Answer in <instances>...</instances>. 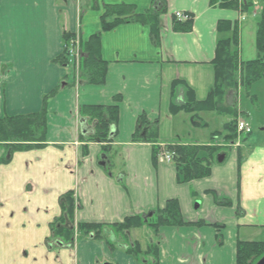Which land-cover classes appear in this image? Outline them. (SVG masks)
I'll list each match as a JSON object with an SVG mask.
<instances>
[{
  "label": "crops",
  "instance_id": "0c3cea01",
  "mask_svg": "<svg viewBox=\"0 0 264 264\" xmlns=\"http://www.w3.org/2000/svg\"><path fill=\"white\" fill-rule=\"evenodd\" d=\"M82 1L0 0V119L47 111L43 147L16 152L0 164V264H146L152 262L146 253L153 243L158 264H235L239 241L264 242V145L246 153L247 144L232 150L228 162L214 165L209 177L180 184L174 164L155 163L152 146L134 143L132 137L145 116L159 122L161 144L212 143L211 134L222 131V117L201 113L209 126L220 125L203 133L192 126V115H173L181 87L173 96L172 85L183 82L196 101L207 99L217 44L232 37L239 12L212 7L210 0H167L158 45L151 28L141 24L103 34L105 83L79 87L72 68L58 61L64 57V33H78L88 42L101 31L104 6L131 5L144 15L153 4ZM177 13L192 16L191 32L174 31ZM222 21L231 24L230 32L218 31ZM115 105V138L106 144L87 142L92 128L79 117V108ZM5 152L0 145V161ZM70 192L79 199L76 223L119 224L132 216L150 217L167 201L178 200L190 224L157 233L144 227L151 232L146 241L137 235L141 229L131 231L128 239L139 244L146 261L112 250L107 239L83 234L70 248L60 239L50 240L52 224L62 216L60 199ZM222 199L231 205L219 204Z\"/></svg>",
  "mask_w": 264,
  "mask_h": 264
},
{
  "label": "trees",
  "instance_id": "16d2710c",
  "mask_svg": "<svg viewBox=\"0 0 264 264\" xmlns=\"http://www.w3.org/2000/svg\"><path fill=\"white\" fill-rule=\"evenodd\" d=\"M254 0H210L212 7L230 9L243 13L252 11ZM261 3V12L257 16L255 47L257 58L252 61L243 62L240 60L238 47V29H234L232 37L220 40L216 48L214 66V86L208 97L203 102L195 99L194 93L185 87V84L176 81L172 85L173 96L179 89L178 98L172 103L173 115L185 113L192 115L191 124L193 127L205 129L209 125L200 119L201 113L213 114L218 117L227 118L221 132L211 134V141L217 140L231 144L237 138V120L240 117L237 101H230L231 96H237L240 91L250 90L256 83L264 78V0H255ZM104 14L101 17V31L93 35L88 42H80L81 60L79 64L78 77L74 76V84L103 85L106 80L108 64L102 59L101 45L103 34L126 24H141L151 28V39L158 45L159 32L161 28V17L167 14V0H153L152 9L144 14L138 15L131 5H109L104 6ZM186 22L173 19V29L178 33H189L192 31L193 18ZM231 24L222 21L218 25L220 33L230 32ZM64 48L70 42L76 40L75 34L64 33ZM65 58V59H64ZM63 59V60H62ZM61 64L71 67V60L65 48L64 57L58 60ZM72 70H74L72 68ZM76 73V72H75ZM78 82H76V79ZM55 90L46 102L54 97ZM179 98L182 99L178 102ZM234 99V98H233ZM254 98H252L253 100ZM236 100V99H235ZM46 109L41 113L30 116L4 117L0 119V145L6 150L0 164L7 163L16 152L28 151L43 147L46 140ZM79 117L84 120L92 131L85 140L91 143H110L117 134L119 122V106H83L79 108ZM86 120V121H85ZM159 122L151 123L145 116L137 121L135 133L132 140L134 143L150 144L153 150V161L158 162L162 152L173 153V161L178 172L180 184L205 179L211 175L212 167L218 163V158L226 155L223 147L213 145H174L161 144L159 142ZM250 136V135H249ZM248 138H244L246 142ZM105 151L108 148L104 149ZM239 163L242 158L239 157ZM219 204L231 205L227 200H218ZM60 207L62 216L52 224V236L50 240L60 239L67 242L68 246L73 244L75 228L78 232L91 239H107L112 250L119 248L127 254L133 255L138 260H145L144 257H151L152 262L146 264H158L157 248L153 243L150 245L146 256L140 250L137 243L127 244L124 239L133 230L144 227L151 229L154 233L166 227L187 226L182 216L178 200H169L161 209H157L150 217L132 216L125 219L123 223L114 225L103 224H80L75 222L76 211L80 208L75 199V193L70 192L61 197ZM113 236V237H112ZM264 257V242L239 241L236 252L235 264H257ZM146 261V260H145Z\"/></svg>",
  "mask_w": 264,
  "mask_h": 264
},
{
  "label": "rangeland",
  "instance_id": "374dc122",
  "mask_svg": "<svg viewBox=\"0 0 264 264\" xmlns=\"http://www.w3.org/2000/svg\"><path fill=\"white\" fill-rule=\"evenodd\" d=\"M87 2V0H83L82 3L84 4ZM253 6L252 8H254ZM262 7L261 3L259 4V8ZM253 11L256 13V10L253 9ZM261 12V10H260ZM256 22L257 19L252 15L250 12L248 14L247 21L243 23V33L241 35V41L238 50L240 60L243 62L252 61L257 58V50L255 47V36H256ZM234 98V99H233ZM252 98H254L252 100ZM236 99V100H235ZM230 101H237L238 108L244 116L248 119L249 123L252 126L253 134L250 136L249 140L245 143L247 144L245 146V149H243V152H249L246 148H257L262 147L264 145V78L256 83L250 90H246L244 88L243 91H240L237 96H231L229 99ZM224 122L227 121V118H222ZM220 128L219 123L212 122L210 126H208L209 132L218 130ZM203 133H208V130L202 129ZM243 138H241L242 140ZM241 142V141H239ZM243 143V142H241ZM217 144L222 145V141H218ZM223 152L226 153L227 159L224 161V163L216 165H224L228 162V159L230 158V154L232 153V150H228V148H224ZM242 152V154H243ZM246 155V154H245ZM139 237L146 241L147 236L151 233L150 230L147 228H143L140 230V232H137ZM125 242L129 243L130 240L124 239ZM150 241V240H149Z\"/></svg>",
  "mask_w": 264,
  "mask_h": 264
},
{
  "label": "built area",
  "instance_id": "2783aa9c",
  "mask_svg": "<svg viewBox=\"0 0 264 264\" xmlns=\"http://www.w3.org/2000/svg\"><path fill=\"white\" fill-rule=\"evenodd\" d=\"M178 16L180 17V15H178ZM69 52L72 56H74L78 59V56H79L78 41H76L74 44L71 45V47L69 48ZM238 129H239V131L250 132V128H249L248 124H246L243 121L239 122ZM161 159L163 161L170 162L172 158H171L170 154L166 153L165 155H163L161 157Z\"/></svg>",
  "mask_w": 264,
  "mask_h": 264
},
{
  "label": "water",
  "instance_id": "95a60500",
  "mask_svg": "<svg viewBox=\"0 0 264 264\" xmlns=\"http://www.w3.org/2000/svg\"><path fill=\"white\" fill-rule=\"evenodd\" d=\"M224 158H225L224 156L222 158H219L218 162L222 163L224 161ZM257 264H264V257Z\"/></svg>",
  "mask_w": 264,
  "mask_h": 264
}]
</instances>
